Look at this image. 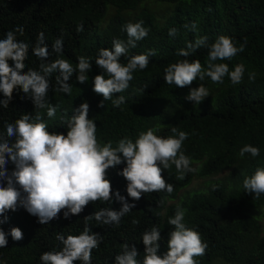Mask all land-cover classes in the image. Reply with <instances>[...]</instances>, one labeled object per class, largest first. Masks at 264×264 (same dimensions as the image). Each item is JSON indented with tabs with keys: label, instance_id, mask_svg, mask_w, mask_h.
Returning <instances> with one entry per match:
<instances>
[{
	"label": "trees",
	"instance_id": "trees-1",
	"mask_svg": "<svg viewBox=\"0 0 264 264\" xmlns=\"http://www.w3.org/2000/svg\"><path fill=\"white\" fill-rule=\"evenodd\" d=\"M139 21L149 30L148 35L136 42L135 48H129L120 62L126 64L129 57L150 49L156 55L149 57L147 68L133 73L128 89L113 94V100L124 96V103L115 107L112 100H106L100 107L103 97L93 91L92 83L102 71L95 65L99 50L111 49L114 39L126 41L124 26ZM193 23L197 26L195 31L191 30ZM78 25H83L84 31L77 33ZM18 26L24 31L22 35L16 33L17 40L29 45L22 74L29 69L39 71L40 61L32 54V48L41 32L50 61L63 58L75 67L77 57L84 56L91 58L92 69L89 80L83 84L73 74L68 81L72 85L70 96L55 91L58 73L51 74L46 99L57 108L52 118L47 116L46 109H34L21 89H14L8 107L0 106V135L6 136L7 123H14L23 114L35 116L37 111L50 132L66 135L64 118H70L74 109L86 102L88 116L97 125L96 136L101 146L111 142L115 148L125 137L135 142L141 132L149 129L158 137L175 136L172 132L175 127L178 132L188 134L180 151L196 171L178 180L172 165L162 172L166 183L173 185L171 193H142L139 200H133L127 195V181L117 174L126 167V163H121L107 170L112 186L111 202H90L80 214L67 219L61 210L57 218L43 225L23 207L9 210L4 214L7 222L0 224L8 233L7 246L0 248V264H42V253L60 251L63 247L55 238L57 233L65 237L79 235L86 216L102 208L119 211L122 204L115 199L117 191L135 207L121 218L119 227L90 222L92 232L102 236L98 247L92 250L91 264H115V256L125 242L136 246L138 259L142 260L145 250L142 235L154 226L162 237L157 254L163 255L169 233L174 230L168 220L178 208L185 213L186 227L198 232L207 245L205 254L195 257L197 264H213L216 260L227 264H264V226L253 212L264 208V195L253 199L243 188L246 177L257 168H264V0H0V39ZM170 28H176L178 34L170 37ZM220 36L231 38L238 48L244 45V51L231 60L215 61L228 64L229 71L237 64L244 65L241 83L233 85L228 76L223 83H213L210 78L201 82L197 78L182 88L165 82L164 69L185 59L177 55L179 49L200 37H207V44L211 45ZM60 37L63 48L57 54L52 45ZM207 55L208 48L200 47L187 59L199 60L206 68ZM9 65L14 66L11 60ZM253 72L255 80L250 81L249 73ZM201 83L210 95L194 105L185 97ZM3 99L0 92V100ZM245 145L258 147L259 156L253 158L246 153L241 158L239 150ZM14 167L9 159L6 168L11 172ZM198 178L203 180L198 188L186 189ZM3 218L0 216V220ZM133 219L139 223L134 225ZM12 227L21 229V240L12 239Z\"/></svg>",
	"mask_w": 264,
	"mask_h": 264
},
{
	"label": "clouds",
	"instance_id": "clouds-1",
	"mask_svg": "<svg viewBox=\"0 0 264 264\" xmlns=\"http://www.w3.org/2000/svg\"><path fill=\"white\" fill-rule=\"evenodd\" d=\"M196 28L193 23L191 30L195 31ZM124 30L127 40L114 39L112 48L100 49L95 59V65L102 70L92 81L93 91L103 97L100 107L104 106L106 100H112L115 107L124 103V96L113 100V94L128 89L133 73L147 68L149 57L156 55L155 50L150 49L145 54L129 57L127 63L122 64L120 58L126 55L129 48H135L136 42L144 39L149 31L143 27V21L127 23ZM23 31L18 26L7 31L5 38L0 39V92L5 97L0 100V106L7 108L13 90L19 88L31 99L34 109H46L47 116L52 118L57 108L46 99L50 88L49 77L58 73L55 91L70 96L72 85L68 81L75 73L79 83L87 82L92 69L91 58L77 57L75 67L63 58L50 61V52L44 43V33L41 32L32 48V54L40 61L39 71L29 69L26 74H22L29 45L18 41L16 33L22 35ZM76 31H84L83 25H78ZM177 34L176 28L169 29L170 37ZM200 47L208 48L206 68L202 67L199 60L190 62L187 59ZM62 48L63 38L60 37L54 41L52 51L60 54ZM242 51L244 45L236 47L229 37L220 36L211 45L207 44V37H200L186 48L178 50L177 55L185 59L167 66L163 78L168 85L181 88L191 85L197 78L201 82L210 78L213 83H223L225 76L229 77L233 85L239 84L244 75V65L237 64L234 70L229 71L228 64L215 61L231 60ZM10 60L14 66L9 65ZM255 75L254 72L249 73V80L254 81ZM209 95V90L201 83L199 87L192 88L185 99L199 105ZM88 114L89 105L85 102L74 109L70 118L65 117L66 135L50 132L39 111L35 116L23 114L14 123L5 125L6 136L0 135V216L4 217L0 224L8 220L4 214L9 210L16 211L18 206L38 217V223L43 225L57 218L61 210H64L63 216L67 219L70 215L80 214L90 202H111L112 186L107 178V170L121 163H126V167L117 174L127 181V195L133 200H139L142 193H171L173 185L166 183L162 172L172 165L175 166L178 180L184 179L186 173L196 171L191 167L190 159L180 151L183 141L188 137L187 133L178 132L173 127L172 132L176 135L163 138L149 129L141 132L135 142L125 137L119 140L115 148L111 142L101 146L96 136L97 125ZM246 153L255 158L259 156L260 150L245 145L240 148L239 156L243 158ZM9 159L15 165L11 172L6 168ZM243 188L253 199L264 195V168H257L253 175L246 177ZM115 199L122 204L121 209L114 211L102 208L86 216L84 229L79 235L65 237L57 233L55 238L63 247L60 251L42 253V264H73L77 260L81 264H91L92 250L98 247L102 236L92 232L90 222L95 220L98 224L119 227L121 218L135 207L119 191L115 193ZM184 216V211L178 208L174 217L169 218L168 223L174 226V230L169 233L167 251L163 255L157 254L162 237L160 230L154 226L142 235L145 248L142 260L138 259L136 246L125 242L121 245V252L115 256V264H197L195 257L203 256L207 245L198 232L186 227ZM132 223L135 225L139 221L133 219ZM10 235L16 241L23 238L18 227H12ZM7 236L8 233L0 228V248L7 246Z\"/></svg>",
	"mask_w": 264,
	"mask_h": 264
},
{
	"label": "rangeland",
	"instance_id": "rangeland-1",
	"mask_svg": "<svg viewBox=\"0 0 264 264\" xmlns=\"http://www.w3.org/2000/svg\"><path fill=\"white\" fill-rule=\"evenodd\" d=\"M224 173V172H223ZM202 179L198 178V179H195L191 184L190 186H188L186 189H195V188H198L199 185L202 183ZM254 214L259 217L260 219V223L264 226V208H260L256 211H253ZM213 264H227L226 262L222 261V260H216L213 262Z\"/></svg>",
	"mask_w": 264,
	"mask_h": 264
}]
</instances>
